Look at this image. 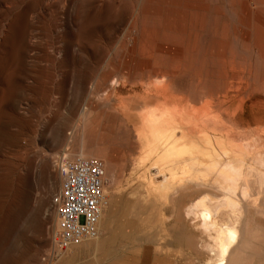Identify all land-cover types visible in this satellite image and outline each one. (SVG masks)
<instances>
[{
  "label": "rangeland",
  "instance_id": "1",
  "mask_svg": "<svg viewBox=\"0 0 264 264\" xmlns=\"http://www.w3.org/2000/svg\"><path fill=\"white\" fill-rule=\"evenodd\" d=\"M186 1L0 0V264L68 262L67 258L59 262L55 259L58 247L54 246L53 198H59L60 183L55 162L61 156L76 155L79 145L90 139L100 141L102 155L115 156L110 168L114 171L112 179L105 176V182L108 180L105 193L111 211H124L137 188L144 195L148 215L152 214L155 220L152 222L157 228L154 232L163 234L166 221L160 214L169 206L164 205L163 198L157 197L163 190L153 191L154 181L163 179L157 172L160 166L150 159L134 163L138 153L128 155L123 167L116 159L117 148L122 147L118 101L129 103L131 110L143 114L150 107L166 105L163 110L172 109L175 102L184 108L202 109L203 104L208 106L205 100L207 102L215 92V103L234 113L240 131L246 134L251 128H256L252 131L264 130V83L261 81L264 76V3L261 0ZM150 10H157L158 14L152 15ZM170 24L182 28L181 38L176 41L187 51L184 65L176 78L172 77L174 81L162 76L160 70L157 73V68L165 64L170 67L169 62L140 55L145 49L144 30ZM249 62L255 63L259 79L249 73ZM158 79L168 85V93L166 99L157 97L159 101H151L158 94L154 88L161 84ZM173 96L178 100H173ZM99 98H107L108 105L93 108L92 104ZM85 106L87 111L83 113ZM75 127L78 133L70 142L68 138ZM127 215L129 219L134 217L132 212ZM262 216L264 214L258 221L251 218L242 223L246 227L250 225L253 232V238L250 237L253 248L248 247L252 252L251 260L247 249L243 255L245 264H264ZM179 223L169 221L168 226L174 228V242L183 240L184 234L189 233ZM195 231L190 234H199ZM120 242L118 240L107 257L130 254V249ZM149 246L151 256L157 254L155 245ZM172 249L175 250V246ZM91 251L95 252L93 247L80 250L78 258L91 257ZM206 252L204 249L197 253L181 250L182 259H177L189 260L188 264H203L209 260ZM139 256L142 258V252Z\"/></svg>",
  "mask_w": 264,
  "mask_h": 264
},
{
  "label": "bare ground",
  "instance_id": "2",
  "mask_svg": "<svg viewBox=\"0 0 264 264\" xmlns=\"http://www.w3.org/2000/svg\"><path fill=\"white\" fill-rule=\"evenodd\" d=\"M260 2L264 3V0ZM150 12L152 15L158 14L157 10H150ZM210 14H207L208 17L211 16ZM158 20V22H161L159 18ZM151 24L153 25V23ZM247 24L249 27L250 24ZM182 32V28L170 24L161 28L144 30L143 33L145 49L144 52H140V55H144L147 59L157 57L164 63L169 62L170 67H165V64L163 65L164 67L157 68V73L160 70L159 72L161 75L163 74L162 76L166 75L170 79L181 70L186 59L187 51L183 47L184 45L176 41L181 38ZM209 44L211 45V43ZM210 45L208 46L210 47ZM253 48H255V45H253ZM136 54L139 53L136 52ZM233 54L235 55V53ZM66 59L68 58L66 57ZM249 67V73L252 77L259 79L255 63H250ZM261 78V81L264 83V76ZM162 79H158L161 80L160 85H154L158 94L151 101H159L157 97H164L166 99L168 85L162 84ZM173 79L172 81H174ZM152 83L154 82L152 81ZM205 87L207 86L205 85ZM174 96L173 100H178ZM204 103H207L208 106L204 107L203 104L202 109L197 107H190L188 109L180 105L179 107L175 102L172 103L173 105L171 104L172 109L170 108L169 110L162 109L166 105L161 106L158 103H154L160 105L161 109L157 108L158 106L146 108L147 110L143 114L139 110H131L129 103L117 102L120 115L122 116L120 123L121 139L119 140V144L122 147L117 148L116 159L120 167H123L126 165L128 155L138 153L137 162L134 163H143L145 160L150 159V161L153 160L155 165L158 164L160 166L157 172L160 173L159 175H162L163 179L159 182L154 181L153 191L163 190L162 192L164 193H160V196H162L161 194L164 196L160 197L157 195V197L159 199L163 198L164 201H161L165 203L164 205L167 204L169 206L166 212H160V215L165 216L164 221L166 223H164L166 225H163L165 226V231L163 234L154 232L156 227L152 223L155 221L153 215H148V208L144 203V195L140 191L138 192V189L135 187V196L133 195L134 198L131 197L133 198L132 200L128 199V206H126L127 208L124 211L114 213L109 208L108 199H106L97 224V233L93 237L73 244L70 248V245L65 248L59 247L55 240L54 246L58 247L55 253L56 262L66 260L67 258L68 262L66 264H174L172 261L174 259L177 264H188L189 260L178 261L177 259V257L182 259L180 257L182 255L181 250L197 253L199 250L204 249L210 256H207L209 260L203 264H245L243 255L248 247L251 246L252 241L250 242V237L253 238V232L251 231L252 228H249L250 225L247 227L244 225V221L251 218H255L258 221L260 220L259 216L264 214V130L252 131L256 128H251L252 130L247 132L246 129V134L243 132L244 130L240 131L233 117L234 113L229 112V110L227 111L226 108L215 103V92H212L209 100L207 102L205 100ZM107 105V98H99L92 104V107L97 108ZM85 111H87V106L83 108V113ZM112 117L115 118L116 116ZM239 119L241 120V118ZM242 123H244L243 120ZM78 127L71 130V136L68 138V141L71 142L75 139L73 135L78 133ZM137 127L139 130H136ZM99 142L98 139H90L86 143L82 142L76 154L85 156L94 155L101 160L104 171L102 187L105 190V183L108 181L105 182V176L107 175L109 180L112 179L114 171L110 168L113 165V158L115 156L112 155V157L111 154L108 157H106L107 154L105 156L102 155L98 145ZM72 153L70 151V154ZM67 154L70 155L68 152ZM55 163L57 167V162ZM128 212H132L134 217L129 219ZM169 221L171 224L173 221L177 224L180 222L179 225L183 226L185 230L187 229L189 233L185 232L187 234H184L183 240L175 242L172 240L174 228L168 226ZM243 222L244 224H242ZM159 224L161 223L159 222ZM115 225H118L117 230L115 229ZM255 228L257 229V227ZM192 230L198 231L199 234L196 233L197 235H194L192 232L190 234ZM100 232L103 235H98ZM118 240L121 241L120 244L123 247L130 249V254H118L119 256L107 257L109 256V252L112 251L113 246L118 244ZM149 244L155 245L154 249L157 251V254L154 256H151L152 253L150 254L151 247ZM173 246H175V250L172 249ZM92 247L96 253L91 251V257L89 256L81 260L78 258L80 250L86 248L89 250ZM252 248L250 249L252 250ZM140 252H142V258L139 256ZM158 252H163L164 255ZM251 253L249 251V257ZM249 260H251V257Z\"/></svg>",
  "mask_w": 264,
  "mask_h": 264
},
{
  "label": "built area",
  "instance_id": "3",
  "mask_svg": "<svg viewBox=\"0 0 264 264\" xmlns=\"http://www.w3.org/2000/svg\"><path fill=\"white\" fill-rule=\"evenodd\" d=\"M57 167L60 183L59 198H53L55 232L58 246L65 248L96 235L107 198L99 158L78 154L69 158L61 156Z\"/></svg>",
  "mask_w": 264,
  "mask_h": 264
}]
</instances>
